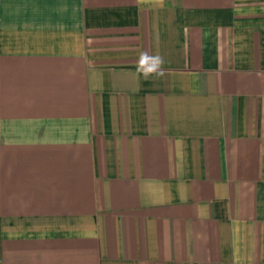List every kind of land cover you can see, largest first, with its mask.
Here are the masks:
<instances>
[{"label": "crops", "instance_id": "0c3cea01", "mask_svg": "<svg viewBox=\"0 0 264 264\" xmlns=\"http://www.w3.org/2000/svg\"><path fill=\"white\" fill-rule=\"evenodd\" d=\"M0 264H264V0H0Z\"/></svg>", "mask_w": 264, "mask_h": 264}, {"label": "clouds", "instance_id": "9594fccd", "mask_svg": "<svg viewBox=\"0 0 264 264\" xmlns=\"http://www.w3.org/2000/svg\"><path fill=\"white\" fill-rule=\"evenodd\" d=\"M164 63V58L159 54L149 55L146 51L141 52L137 60V74L144 79L162 77L165 75Z\"/></svg>", "mask_w": 264, "mask_h": 264}]
</instances>
